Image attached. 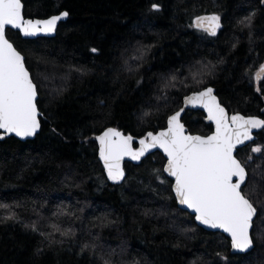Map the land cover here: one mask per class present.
<instances>
[{
  "label": "trees",
  "instance_id": "1",
  "mask_svg": "<svg viewBox=\"0 0 264 264\" xmlns=\"http://www.w3.org/2000/svg\"><path fill=\"white\" fill-rule=\"evenodd\" d=\"M23 3L28 18L65 11L69 17L53 38L8 32L38 85L42 115L34 140L0 141V264H264V152L251 151L264 148V131L237 154L247 162L258 211L254 249L243 255L178 207L161 153L127 163L125 182L113 185L94 140L108 128L138 139L156 133L186 96L206 87L230 113L264 118V81L253 78L264 64L262 0ZM252 12V26L245 27L240 21ZM212 14L222 19L219 35L190 26ZM183 122L193 134L213 132L203 112L187 111ZM11 213L16 218L5 220ZM84 244L92 247L82 253Z\"/></svg>",
  "mask_w": 264,
  "mask_h": 264
},
{
  "label": "snow or ice",
  "instance_id": "2",
  "mask_svg": "<svg viewBox=\"0 0 264 264\" xmlns=\"http://www.w3.org/2000/svg\"><path fill=\"white\" fill-rule=\"evenodd\" d=\"M152 7L159 10V5ZM68 16L65 11L48 19H32L25 15L23 0H0V140L12 136L24 140L35 137L41 128L42 115L38 107V85L27 66L25 55L10 40L8 32L18 30L24 37L50 35L56 32L58 22ZM254 16L255 12H252L240 23L251 28ZM190 26L215 37L222 27L221 17L218 14L197 16ZM91 51L96 52L97 49ZM253 78L257 83L264 80V64L259 66ZM172 79L175 80V76ZM202 82L197 79V83ZM184 102L186 106L206 110L207 119L215 126L211 135L188 133L181 121L183 109L168 118L165 130L156 134L148 132L141 138L138 148L133 147V136L108 128L95 137L107 178L120 184L125 181L123 162L126 157L139 161L153 149L162 150L167 158L163 172L174 178L171 190L178 203L190 209L201 225L227 233L234 251L247 252L253 246L251 231L257 208L246 184L249 176L247 162L237 157L236 149L237 145L254 140L253 129H264V119L238 113L230 115L214 95L212 87L193 92L185 97ZM251 151L262 153L264 148L255 146ZM251 160L249 156L248 161ZM156 176L161 184L168 183L159 169ZM15 218V213L4 217L5 220ZM30 227L37 230L35 223ZM70 231L62 234L67 236ZM51 236L48 233L46 239L57 243ZM90 247L84 244L81 252ZM104 264H110V261L105 260Z\"/></svg>",
  "mask_w": 264,
  "mask_h": 264
},
{
  "label": "water",
  "instance_id": "3",
  "mask_svg": "<svg viewBox=\"0 0 264 264\" xmlns=\"http://www.w3.org/2000/svg\"><path fill=\"white\" fill-rule=\"evenodd\" d=\"M262 5L264 6V0H262ZM160 9V8H159ZM62 14V13H61ZM61 14H58V15H61ZM55 16V15H54ZM203 16V15H202ZM52 17V16H51ZM69 17V16H68ZM68 17L67 18H64V19H62V20H60L59 22H58V24H57V28H56V32L55 33H53V34H50V35H44V34H41V35H39V36H36V37H24L23 35H22V33H20L18 30H13V31H16V32H19L20 33V35H21V37L23 38V39H25V40H37V39H39V38H53V37H55L56 36V34H57V30H58V28H59V26H60V24L61 23H64V22H66L67 20H68ZM50 18V17H49ZM32 19H40V18H32ZM46 19H48V18H46ZM221 24H222V27H221V29L219 30V32H218V34L217 35H219V33L222 31V29H223V23H222V19H221ZM261 81H264V80H261ZM261 81H259V82H261ZM213 88V87H212ZM214 89V88H213ZM193 93H191V94H189L188 96H190V95H192ZM214 95H216L217 96V98L219 99V101H220V98L218 97V95H217V93H216V90L214 89ZM187 97V96H186ZM38 99H39V95H38ZM185 98L183 99V106L181 107V109H183V112H182V114H181V121H182V123L185 125V123L183 122V118H184V115H185V113L187 112V111H200V112H203L204 114H205V118H206V122L208 123V124H211L212 126H213V132L215 131V126H214V124L211 122V121H209L208 119H207V112H206V110H204L203 108H200V107H192L191 105H185ZM220 103H221V101H220ZM222 104V103H221ZM223 105V104H222ZM224 106V105H223ZM225 107V106H224ZM226 108V107H225ZM181 109H179L178 111H180ZM227 109V108H226ZM228 110V109H227ZM229 112V111H228ZM229 114L231 115V114H234V113H230L229 112ZM238 114H241V115H244V114H242V113H238ZM173 115V114H172ZM244 116H246V115H244ZM246 117H248V116H246ZM252 117H256V118H260V119H264V118H262V117H259V116H252ZM166 128H167V126H166ZM166 128H164V129H162V130H165ZM185 128H186V130H187V132L188 133H190V134H192V135H200V134H193V133H191V132H189V130H188V128H187V126L185 125ZM115 129H117V128H115ZM107 130V129H106ZM118 131H121V130H119V129H117ZM162 130H159V131H162ZM158 131V132H159ZM262 131H264V129H253V136H254V140H252V141H246L244 144H242V145H237V149H236V155L238 154V151L239 150H241V149H243V148H245V147H247V146H249L250 144H252V143H254L257 139H258V135L262 132ZM41 132V128H40V130L38 131V133H37V135L39 134ZM121 132H123V131H121ZM158 132H156V133H158ZM212 132V133H213ZM103 133V132H102ZM101 133V134H102ZM124 133V132H123ZM154 133V132H153ZM156 133H154V134H156ZM211 133V134H212ZM101 134H99V135H101ZM125 134V133H124ZM211 134H209V135H211ZM37 135L35 136V137H30V138H28V139H26V140H24V139H21V138H18V137H14V136H12V137H14V138H16V139H18V140H20V141H22V142H26V141H29V140H34L36 137H37ZM125 135H130V134H125ZM132 136V135H131ZM202 136H205V135H202ZM207 136V135H206ZM96 137V136H95ZM95 137H94V140H95ZM7 138H11V137H5V139H7ZM143 138V137H142ZM5 139H3V140H0V141H4ZM141 138H135L134 137V140H133V147L134 148H138L139 147V140H140ZM96 141V140H95ZM97 142V141H96ZM136 144V145H135ZM97 145H98V155H99V144H98V142H97ZM155 153H161L163 156H164V158H165V160L167 161V158H166V156L163 154V152H162V150H160V149H153L151 152H149V153H147L144 157H142L141 158V160H139V161H134V160H131L130 158H125V160H124V162H123V166H124V170H125V180H126V178H127V171H126V168H125V166H126V164L127 163H130V164H133V165H140L145 159H147L149 156H151V155H153V154H155ZM238 157V156H237ZM99 160H100V162H101V164H102V166H103V168H104V165H103V162H102V160L99 158ZM165 164H166V162H165ZM165 166V165H164ZM104 171H105V175H106V178H107V171H106V169L104 168ZM165 174V176L168 178V179H170L171 181H172V183L174 184V178H171V177H168L167 176V174L166 173H164ZM107 180H108V182L109 183H111V184H113V185H122L125 181H123V182H121L120 184H115V183H113L111 180H109L108 178H107ZM247 182H248V179L246 180V184H247ZM172 184V185H173ZM173 194H174V192H173ZM174 196H175V194H174ZM177 204H178V207L181 209V210H183V211H186V212H188L189 214H191L193 217H194V220H195V214L194 213H192L191 212V210L190 209H186L184 206H182V205H180L179 203H178V201H177ZM257 215H258V211H257V213H256V216L254 217V220H253V228H252V231H251V235L253 234V230H254V223H255V220H256V218H257ZM195 222H196V224L199 226V227H201L202 229H204V230H206V231H209V232H213V233H221V234H223V235H225L227 238H229V240H230V242H231V238L228 236V234L227 233H223L222 232V230H219V229H210V228H207L206 226H204V225H201L198 221H196L195 220ZM252 239H253V235H252ZM254 240H253V246L247 251V252H240V251H234L233 249H232V246H231V251H232V253L233 254H235V255H243V254H247V253H249V252H251L253 249H254Z\"/></svg>",
  "mask_w": 264,
  "mask_h": 264
}]
</instances>
